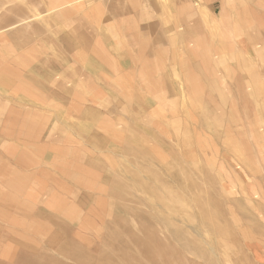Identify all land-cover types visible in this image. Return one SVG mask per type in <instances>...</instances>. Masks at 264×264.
I'll list each match as a JSON object with an SVG mask.
<instances>
[{"label": "rangeland", "instance_id": "obj_1", "mask_svg": "<svg viewBox=\"0 0 264 264\" xmlns=\"http://www.w3.org/2000/svg\"><path fill=\"white\" fill-rule=\"evenodd\" d=\"M110 1L126 2L54 3L87 17ZM29 3L0 0V16ZM250 62L229 59L226 73L198 83L196 106L182 99L164 140L127 130L86 140L69 167L85 161L91 174L49 177L48 148L40 164L28 158L40 173L22 172L20 187L0 183V264H264V65H255L264 56Z\"/></svg>", "mask_w": 264, "mask_h": 264}, {"label": "crops", "instance_id": "obj_2", "mask_svg": "<svg viewBox=\"0 0 264 264\" xmlns=\"http://www.w3.org/2000/svg\"><path fill=\"white\" fill-rule=\"evenodd\" d=\"M27 6L0 16V183L6 187H20L28 168L40 173L31 166L47 148L54 164L49 177L73 172L79 179L75 171L94 169L83 161L73 171L69 163L91 137L110 142L127 130L163 138L166 120L183 115L174 111L183 98L196 106L198 83L222 74L229 59L264 56V0H126L122 10L110 1L103 14L87 17L79 6L54 0ZM123 123L126 129L118 127Z\"/></svg>", "mask_w": 264, "mask_h": 264}, {"label": "bare ground", "instance_id": "obj_3", "mask_svg": "<svg viewBox=\"0 0 264 264\" xmlns=\"http://www.w3.org/2000/svg\"><path fill=\"white\" fill-rule=\"evenodd\" d=\"M62 7H63V6H62ZM19 25H20V24H19ZM17 26H18V25H17ZM5 32H6V31H5ZM211 249H212V251H215V249H214L213 247H212Z\"/></svg>", "mask_w": 264, "mask_h": 264}]
</instances>
